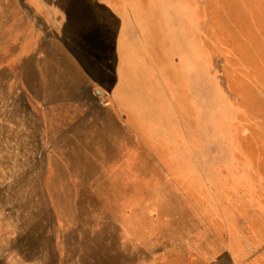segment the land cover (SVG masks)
Returning a JSON list of instances; mask_svg holds the SVG:
<instances>
[{
    "label": "rangeland",
    "instance_id": "rangeland-1",
    "mask_svg": "<svg viewBox=\"0 0 264 264\" xmlns=\"http://www.w3.org/2000/svg\"><path fill=\"white\" fill-rule=\"evenodd\" d=\"M18 1L0 0V264H264V0H115L101 57L139 44L162 78L144 128L84 135L46 103L59 40Z\"/></svg>",
    "mask_w": 264,
    "mask_h": 264
},
{
    "label": "crops",
    "instance_id": "crops-1",
    "mask_svg": "<svg viewBox=\"0 0 264 264\" xmlns=\"http://www.w3.org/2000/svg\"><path fill=\"white\" fill-rule=\"evenodd\" d=\"M18 2L22 7L30 6L25 0ZM32 2L34 9L43 12L46 23L52 25L50 28L53 37L59 40V57L54 55L55 49L45 50L40 57L49 66V82L45 86L48 88L46 92H51L49 98L46 94V103L53 107H57L53 104H60L59 115L66 120V133L84 135L88 133L84 129L91 125L99 127L100 134L110 132L112 127L116 128L115 132L118 134H131V129L135 126L144 128L148 122L145 124L139 103L155 99L158 80L162 76L155 69L149 72L147 54L139 44L134 45L132 53L128 46L125 49L120 46L114 48L115 60L113 67L109 68L95 42L99 31L95 34L91 31L98 27L102 17L100 14L108 15L109 8H114L115 0ZM33 7L31 12L35 14ZM140 44L142 45V41ZM57 64L59 66L56 67ZM55 70L58 73L55 74ZM28 97L32 104L31 94ZM97 109L102 110L99 116ZM41 113L43 114V110L38 112V117ZM99 117L102 119L100 123ZM42 118L48 119L50 116L44 113ZM43 133L48 134V131ZM135 133L138 131L135 130Z\"/></svg>",
    "mask_w": 264,
    "mask_h": 264
}]
</instances>
